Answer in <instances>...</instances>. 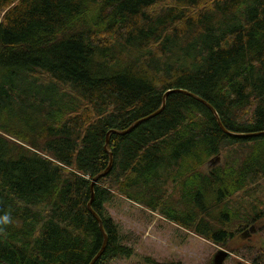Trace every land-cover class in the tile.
Wrapping results in <instances>:
<instances>
[{"label": "trees", "instance_id": "obj_1", "mask_svg": "<svg viewBox=\"0 0 264 264\" xmlns=\"http://www.w3.org/2000/svg\"><path fill=\"white\" fill-rule=\"evenodd\" d=\"M174 90L232 134L264 132V0H0V264H91L111 154L96 264L132 255L106 207L118 194L221 246L262 220L243 200L264 135L226 134L191 97L105 149Z\"/></svg>", "mask_w": 264, "mask_h": 264}, {"label": "rangeland", "instance_id": "obj_2", "mask_svg": "<svg viewBox=\"0 0 264 264\" xmlns=\"http://www.w3.org/2000/svg\"><path fill=\"white\" fill-rule=\"evenodd\" d=\"M124 50L125 47H117V51L123 54ZM204 170L207 171L208 168ZM166 183L164 189L168 193L179 190V186L172 180L168 179ZM247 196L243 200L246 209L250 210L252 202L259 210L264 211V178L255 185L250 194L247 192ZM106 207L109 216L117 223L121 243L132 251L130 257L117 258L108 264H218L216 259L223 251L228 253L223 264H252L245 260L244 255L255 257L256 246L264 248V218L253 224L257 229L247 234L245 239L242 234L246 230H241L236 233L237 239L232 238L227 246H221L165 218L160 209L153 212L142 203L133 202L119 194ZM248 229L250 231L251 228ZM237 247L240 253H237L239 249L235 250Z\"/></svg>", "mask_w": 264, "mask_h": 264}, {"label": "water", "instance_id": "obj_3", "mask_svg": "<svg viewBox=\"0 0 264 264\" xmlns=\"http://www.w3.org/2000/svg\"><path fill=\"white\" fill-rule=\"evenodd\" d=\"M174 93L187 94L188 96H191V97H193L194 99H197V100L201 101L198 97H196L195 95H193V94H191V93H187V92L179 91V90H174V91H169V92H167V93L164 95V104L166 103V99H167V97H168L170 94H174ZM201 102H202V103H203V104H204V105H205V106H206V107H207V108H208L213 114H215V116L217 117V119H218V121H219V125H220L221 129H222L226 134H228V135H230V136H237V137L241 136V135H235V134H232V133L226 131L225 128L222 126V124H221L219 118H218L217 111H216V110H215L210 104H208V103H206V102H204V101H201ZM162 110H163V109H162ZM156 115H158V114H156ZM156 115H153V116H151V117H149V118H147V119H151V118L155 117ZM145 120H146V119H145ZM138 124H139V123H138ZM111 132H112V131H111ZM261 134H264V133H260L259 135H261ZM111 135H112V134H111L110 132H109V134L107 135V141H106V146H105V149H106V150L108 149V146H109V144H110V138H111ZM242 135H243V134H242ZM253 136H256V135H253ZM219 158H220V156L217 157L216 160L218 161ZM212 162H214V160H213ZM112 164H113V155L111 154V164H110L109 168H108L103 174L97 176V177L93 180V182H92V185H91L92 198H91V201H90V203H89V208L92 207V203H93V201H94V199H95V191H94V189H95V185L97 184V182H98L99 179H101L102 177H105V176L111 171ZM93 215H94V217L97 219V221L99 222V224H100V229H101V231L104 233V237H105L104 244H103V246H102L100 252L97 254V256L94 258V260L91 262V264H96V262H97V261L103 256V254H104V252H105V250H106L107 243H108V237H107V234L105 233V230H104V227H103V222H102V220L100 219V217H99L97 214H95V213H93ZM255 229H256V228H255L254 226L251 227L250 231L247 230L246 232L243 233L244 236L246 237L247 234H250V232L253 231V230H255ZM219 255H220V257L217 258L216 260L219 261L218 264H223L224 260H225V259L227 258V256H228V253L225 252V251H223V252H221Z\"/></svg>", "mask_w": 264, "mask_h": 264}, {"label": "bare ground", "instance_id": "obj_4", "mask_svg": "<svg viewBox=\"0 0 264 264\" xmlns=\"http://www.w3.org/2000/svg\"><path fill=\"white\" fill-rule=\"evenodd\" d=\"M184 92H187V93H190V92H188V91H184ZM191 94H193V93H191ZM183 95H186V96H188L187 94H183ZM193 95H195V94H193ZM196 97H198L201 101H204V102H206V103H208L207 101H205V100H203L202 98H200L199 96H197V95H195ZM188 97H191V96H188ZM192 99H194L193 97H191ZM194 100H196V101H198L199 103H201L202 105H204L201 101H199V100H197V99H194ZM209 104V103H208ZM165 106H166V103L164 104V100H163V105H162V107L157 111V112H155L154 114H152V115H150L149 117H151V116H153V115H156V114H160L163 110H164V108H165ZM205 106V105H204ZM206 107V106H205ZM163 109V110H162ZM218 114V113H217ZM157 116V115H156ZM149 117H146V118H143V119H141V120H139L138 122H136L135 124H133L128 130H126V131H115V130H112V132L110 131V133L113 135V134H115V135H121V136H124V135H127V134H129V133H131L134 129H136V127L137 126H139L140 124H142V123H145L146 121H148V120H150V119H147V118H149ZM154 118V117H153ZM218 118H219V116H218ZM146 119V120H145ZM139 123V124H138ZM260 133H264V132H259V133H252V134H246V135H241V136H239V137H242V138H254V137H259V136H263L264 134H261V135H259ZM253 135H256V136H253ZM219 157V156H218ZM220 161H221V157L218 159V161H216V162H211L210 161V163H209V165H212V166H217L219 163H220ZM88 210H89V212L92 214V216L94 217V215H93V213H95V214H97L96 212H94V210H93V208L91 207V208H89V204H88ZM98 215V214H97ZM99 216V215H98ZM101 219V218H100ZM102 220V219H101ZM103 222V221H102ZM99 223V222H98ZM244 233V232H243ZM102 234H103V237H104V233L102 232ZM104 240H105V237H104Z\"/></svg>", "mask_w": 264, "mask_h": 264}, {"label": "clouds", "instance_id": "obj_5", "mask_svg": "<svg viewBox=\"0 0 264 264\" xmlns=\"http://www.w3.org/2000/svg\"><path fill=\"white\" fill-rule=\"evenodd\" d=\"M7 219H8L7 217H4V220H5V221H7Z\"/></svg>", "mask_w": 264, "mask_h": 264}, {"label": "flooded vegetation", "instance_id": "obj_6", "mask_svg": "<svg viewBox=\"0 0 264 264\" xmlns=\"http://www.w3.org/2000/svg\"><path fill=\"white\" fill-rule=\"evenodd\" d=\"M243 237H245L244 234H243Z\"/></svg>", "mask_w": 264, "mask_h": 264}]
</instances>
